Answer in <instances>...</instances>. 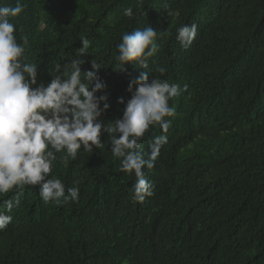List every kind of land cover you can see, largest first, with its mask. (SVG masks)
<instances>
[{
    "label": "trees",
    "instance_id": "obj_1",
    "mask_svg": "<svg viewBox=\"0 0 264 264\" xmlns=\"http://www.w3.org/2000/svg\"><path fill=\"white\" fill-rule=\"evenodd\" d=\"M20 3L11 22L17 41H27L24 62L38 66L35 87L77 59L87 38L82 68L107 84L97 93L111 105L105 125L122 117L129 84L143 71L187 89L169 101L176 113L165 118L167 132L156 124L139 140L148 154L155 136H167L154 167L143 169L151 197L133 201L136 177L121 171L105 131L102 149L82 148L66 162V152L55 154L49 178L78 186V201L45 203L38 185L0 195V205L19 199L0 230V264H264V0ZM128 7L132 17L123 15ZM191 24L198 34L185 49L177 29ZM149 26L163 34L148 69L118 71L123 35Z\"/></svg>",
    "mask_w": 264,
    "mask_h": 264
},
{
    "label": "clouds",
    "instance_id": "obj_2",
    "mask_svg": "<svg viewBox=\"0 0 264 264\" xmlns=\"http://www.w3.org/2000/svg\"><path fill=\"white\" fill-rule=\"evenodd\" d=\"M24 7L20 0H16L14 7L0 5V195L12 190L22 193L25 185H38L45 203L78 201V186L66 190L60 179L49 178L55 154L66 152V162L68 156L75 159L82 148L89 152L94 148L102 149L101 136L106 131L111 137L113 157L121 159V171L134 173L136 177L132 199L142 203L154 194L153 185L143 169L154 167L162 145L167 143V136H155L148 154L139 150V140L156 124L167 132L171 121L165 118L176 113L169 101L186 91L187 85L182 89L179 84L150 78L151 73L143 71L129 84L128 90L133 95L122 117L105 125L100 118L111 105L107 102V94L97 93L106 89L107 84L97 78L96 72L82 68L87 62L81 58L88 54L87 38L81 39L77 59L56 65L51 81L35 87L38 66L24 62L27 41H17V29L11 22ZM133 14L131 7L124 9L123 15L132 17ZM162 34L153 26L125 33L117 46L116 60L122 65L118 71L126 72L128 64L148 69L149 58L159 50L158 35ZM197 34L196 24L183 25L177 29L176 39L186 49ZM91 65L96 70L101 68L94 59ZM157 70L165 72L163 67ZM119 103H125L123 97L119 98ZM14 203L18 204L19 199L4 200L0 205V230L11 223L13 218L6 212H11Z\"/></svg>",
    "mask_w": 264,
    "mask_h": 264
}]
</instances>
